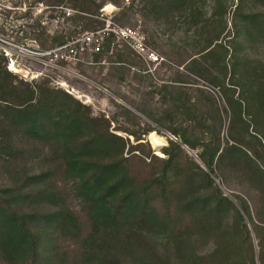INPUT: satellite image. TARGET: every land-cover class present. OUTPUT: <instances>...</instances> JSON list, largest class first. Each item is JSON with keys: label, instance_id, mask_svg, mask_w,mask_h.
Wrapping results in <instances>:
<instances>
[{"label": "trees", "instance_id": "1", "mask_svg": "<svg viewBox=\"0 0 264 264\" xmlns=\"http://www.w3.org/2000/svg\"><path fill=\"white\" fill-rule=\"evenodd\" d=\"M45 1L65 8V17L77 24L40 32L41 45L78 42V33L92 30L100 40L96 62L111 51L107 61L113 66L139 64L140 54L127 41H117L113 30L132 18L121 0ZM188 1L148 0L141 14L156 25L163 18L170 23L177 8L198 6ZM109 2L119 7L110 22L103 9ZM217 3L220 8L210 14L195 9L183 14L188 23L183 39L192 40V49L179 64L188 74L177 71L173 82L162 86L176 112L200 117L211 137H190L137 107L181 135L180 141L169 138L164 155L143 141L156 127L130 108L121 112L129 124L120 122V113L94 114L90 105L48 79L19 77L8 68V57L0 56V168L11 179L0 187V264H264V169L255 163L264 164V61L238 53L247 42L264 41V0H238L233 34L224 16L227 6ZM149 11L157 16L152 19ZM148 69L138 67L146 74ZM192 75L219 86L230 116L229 134L239 144L228 140L222 148L224 114L209 90L192 85ZM113 121L118 125L112 127ZM183 144L201 148L197 153L205 167ZM225 159L229 166L222 165ZM215 164L224 166L226 176L235 169L256 203L261 221L252 219L257 255L239 210L229 234L210 251L199 252L191 239L189 228L214 225L206 217L218 215L228 199L211 176ZM195 169L213 187L200 197L189 194ZM241 200L251 217L249 200Z\"/></svg>", "mask_w": 264, "mask_h": 264}, {"label": "rangeland", "instance_id": "2", "mask_svg": "<svg viewBox=\"0 0 264 264\" xmlns=\"http://www.w3.org/2000/svg\"><path fill=\"white\" fill-rule=\"evenodd\" d=\"M121 1L122 5L126 6V11L132 15L130 21L122 25L144 32L149 48L156 51L162 57L158 62L148 61L140 54L142 59L137 57L139 63L137 66L117 67L107 61L110 54H112L111 51L107 56L102 57L100 61L96 62L94 60L96 43L94 40L88 39L87 36H93V34L87 32V30L75 36V39L79 40L78 42L70 41L69 48H61V52L65 54L63 57L61 55L56 56L55 52H44L53 47H46L39 43L40 40L36 37L40 35V32L51 31L54 33L57 30L75 27L77 24L74 20L65 17V8L48 5L45 0H0V56L6 55L8 57V68L18 74L19 77L29 80L48 79L51 85L62 87L82 102L90 105L94 114L105 113L107 116H110L120 113L118 116L120 122L129 124L125 115L121 112L124 107L130 108L140 115L142 120L152 123L156 127L152 132H156L162 137L163 144L159 148H155L150 139L151 131L144 135V143L149 144L157 154L164 155L162 147L168 144L169 138L179 141L181 139L180 134L176 136L168 128L170 124L187 130L186 132L190 137L210 138L209 130L202 123L200 117L192 118L186 114L176 112L170 96L166 89H162V86L164 82H173L172 78L176 75L177 71L188 74L184 65L179 64L192 49V40L188 39V37H186L188 41L183 39L185 28L188 26L187 22H183L185 21L183 14H189L192 9L210 14L214 8H220L217 0H189L188 4L195 6L197 2L198 6L190 8L185 4V6L183 5L175 10V14L169 21L170 23H165V19L163 18L159 25H156L153 21L151 22V20H148V18L141 14V12H146L144 6L148 0H134L133 6H130L131 0ZM221 1L227 6L224 16L228 21V28L233 34L234 11L238 0ZM103 9L107 15V21L110 22L114 19V12L119 7L113 2H109ZM148 9L150 10V5ZM148 14L152 19L157 16L152 11H149ZM176 14H178L176 25L173 26ZM116 40L118 41V38ZM73 45L78 49L70 54V48ZM117 45L123 46L122 43ZM238 53H240L243 59L247 55L264 61V41L247 42L244 48L239 47ZM138 67H142L143 69L148 67L149 73H143L141 70H138ZM233 67V57H231V70H233ZM191 77V81H193L192 85L209 90V95L215 101L214 106L219 107L224 114L220 132L222 148L229 145L228 140L229 143L239 144L233 141L229 134L230 116L225 113L227 102L219 86L210 84L196 75H192ZM137 107L145 111L147 110L157 117H162L163 122L168 127L155 122L147 115V112H142ZM115 125H118V122L113 121L112 127ZM114 131L124 136H130L131 141H134V137L127 132L120 129H114ZM140 143L144 144L141 141ZM183 146L193 159L200 160L199 157L189 151L188 145L183 144ZM200 149V147H197L193 150L197 153ZM230 163L229 159H225L222 165L226 166ZM255 163L264 169L262 161L255 159ZM201 164L205 167L203 163ZM224 166L215 164L214 170L211 171V176L214 179L215 185L220 188L221 192L228 199L224 200L222 209L218 215L206 217L211 222L213 221L214 225L207 227V229L199 226L190 227L189 234L192 240L195 241L196 239V248L199 252L205 253L210 251L211 247L216 245L218 241L222 242L224 240L225 234H229L228 230L236 221L239 210L243 215V221L251 230L257 255L259 245L253 221L257 223H261V221L255 210L256 203L249 196L250 194L246 190L245 182H241L242 178L238 176L235 169H233V175L226 176L223 172ZM195 170L193 189L189 194H195L200 197L210 193L213 187L203 181L202 173L198 169ZM10 181L11 179L8 174L0 168V187L4 184H9ZM241 197H247L249 200L251 217L244 210ZM217 221H220L222 225L217 226L215 224ZM161 251L164 250L161 248ZM170 251L172 252L173 249L171 248ZM171 255L172 259L174 258L177 261V257L173 253ZM139 263L142 264L141 261Z\"/></svg>", "mask_w": 264, "mask_h": 264}, {"label": "built area", "instance_id": "3", "mask_svg": "<svg viewBox=\"0 0 264 264\" xmlns=\"http://www.w3.org/2000/svg\"><path fill=\"white\" fill-rule=\"evenodd\" d=\"M113 30L116 33L118 39H123L127 41L139 54L144 56L148 61L150 60L151 62H158L162 58L156 51L149 48L146 42V35L144 34V32L129 26H116L113 28ZM87 32H91L94 36L93 39V36L88 35L87 37L89 40H94V42L96 43L95 50L99 49L100 40L98 36L93 31ZM69 43L55 46L50 50L44 52H55L56 56L61 55L63 57L65 54L61 52V48H69ZM77 49L78 48L73 45V47L70 48V54H72V52L76 51Z\"/></svg>", "mask_w": 264, "mask_h": 264}, {"label": "bare ground", "instance_id": "4", "mask_svg": "<svg viewBox=\"0 0 264 264\" xmlns=\"http://www.w3.org/2000/svg\"><path fill=\"white\" fill-rule=\"evenodd\" d=\"M150 139L155 148H159L163 144V139L156 132L150 133Z\"/></svg>", "mask_w": 264, "mask_h": 264}, {"label": "water", "instance_id": "5", "mask_svg": "<svg viewBox=\"0 0 264 264\" xmlns=\"http://www.w3.org/2000/svg\"><path fill=\"white\" fill-rule=\"evenodd\" d=\"M188 148H189V151L192 153V154H194V155H196L197 157H199L198 156V154L192 149V148H190L189 146H187ZM200 161V160H199Z\"/></svg>", "mask_w": 264, "mask_h": 264}]
</instances>
